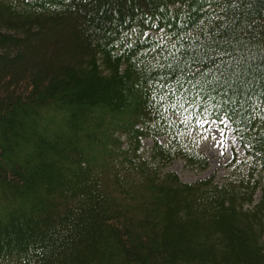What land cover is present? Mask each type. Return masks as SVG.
<instances>
[{"label":"trees","instance_id":"obj_1","mask_svg":"<svg viewBox=\"0 0 264 264\" xmlns=\"http://www.w3.org/2000/svg\"><path fill=\"white\" fill-rule=\"evenodd\" d=\"M172 42L239 70L193 78L207 115L154 67ZM224 114L233 175L182 180ZM0 264H264V0H0Z\"/></svg>","mask_w":264,"mask_h":264},{"label":"snow or ice","instance_id":"obj_2","mask_svg":"<svg viewBox=\"0 0 264 264\" xmlns=\"http://www.w3.org/2000/svg\"><path fill=\"white\" fill-rule=\"evenodd\" d=\"M145 26L148 27L147 21H145ZM150 27L151 29H155L156 25L152 24ZM144 35L147 36L149 33L146 31L144 32ZM184 38L187 39L186 36ZM221 42H223V40H221ZM171 47L176 52L180 53L173 58V63L176 67L173 68V64L171 63L166 67L165 64L159 62H157L154 67L166 69L164 77H168L169 79L173 76L177 77L173 83V90L175 92H183L184 96L188 97L187 101H182L183 103H187L185 111H188V109H199L207 115L208 109L201 107V95L206 93L207 90L201 87H193L192 92L195 94L190 95L189 93V85L192 84L193 78L199 77V79H197V85H199L201 81H203L206 85L216 82V84L219 85V92L226 94L229 90H231L232 86L229 84L228 88H225L223 85L227 84L228 81L232 79L233 75H237L239 70L235 69L232 74L229 75V67L226 64V60L231 59V57L227 51H221L219 49L213 50L211 48L205 51V46L203 45H197L195 49L191 46L185 48V45L183 44H180L179 47H177L175 42L171 43ZM181 49H184V51L181 52ZM198 53H202V55H199ZM206 62L207 64H211L212 67H207ZM189 65H191V67H189ZM177 69H179V71H177ZM164 77L160 78L161 83L164 81ZM185 77H187V80L184 79ZM164 87H168L167 83L164 84ZM212 91L217 92V88L213 87ZM233 95H235V93H233ZM224 103L227 104L228 100L225 99ZM216 107L219 108V105H216ZM193 119L196 120L195 117H193ZM228 120L229 116L224 114L223 120H220L217 117L214 122H219L223 125L226 124ZM202 122V120H196L197 124ZM217 135L220 136L222 134L217 132Z\"/></svg>","mask_w":264,"mask_h":264},{"label":"rangeland","instance_id":"obj_3","mask_svg":"<svg viewBox=\"0 0 264 264\" xmlns=\"http://www.w3.org/2000/svg\"><path fill=\"white\" fill-rule=\"evenodd\" d=\"M150 33L162 37L158 30ZM217 132L222 135L218 136ZM194 133L198 139V151L207 157L208 167L202 170L198 166L188 165L182 157H176L170 161L168 168L176 171L182 180L188 182L212 175L216 181L222 183L232 176L234 161H240L245 155V150L235 137L231 125L227 122L222 125L213 119L205 120ZM161 140H164V137ZM144 143L146 146L152 145L150 139H144Z\"/></svg>","mask_w":264,"mask_h":264}]
</instances>
